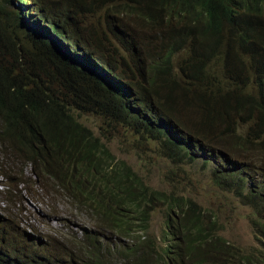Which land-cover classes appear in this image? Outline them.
I'll list each match as a JSON object with an SVG mask.
<instances>
[{"label": "trees", "instance_id": "16d2710c", "mask_svg": "<svg viewBox=\"0 0 264 264\" xmlns=\"http://www.w3.org/2000/svg\"><path fill=\"white\" fill-rule=\"evenodd\" d=\"M85 115L174 164L212 165L214 187L257 211V246L227 242L217 216L150 188ZM0 149L33 169L0 215V264H264V0H0ZM24 193L46 218L69 211L101 234H26L13 209ZM157 210L160 243L149 235Z\"/></svg>", "mask_w": 264, "mask_h": 264}, {"label": "rangeland", "instance_id": "374dc122", "mask_svg": "<svg viewBox=\"0 0 264 264\" xmlns=\"http://www.w3.org/2000/svg\"><path fill=\"white\" fill-rule=\"evenodd\" d=\"M31 7L32 3L30 2L25 5H14V8L21 13L28 11ZM12 10L14 9L9 4L4 12L9 14ZM31 13L32 17H35L34 13ZM102 18L103 13H101V20ZM124 23L144 41L149 39L148 34L142 31V24L138 19L125 17ZM152 46L153 42L149 43V47ZM80 121L98 138L100 143L107 147L115 161L127 163L150 188L191 199L197 208L201 207L217 216L222 225L219 235L227 242L246 250L257 246L258 234L255 230L258 228L253 227L257 211L255 208L251 209L239 203L233 192L222 191L214 187L209 178L212 165L205 167L201 160L192 165L174 164L162 156L156 143L143 141L140 136L125 127H114L107 120L87 115L81 116ZM204 157L208 159L205 153ZM0 170H3L7 177L14 178V181L10 183L7 178L0 176V212L2 213L0 215L3 216L7 215L3 209H11L5 201H8L9 204L14 201L18 203V192L22 188L21 181L33 174V169L30 163L18 156L14 158L8 153L3 156L0 149ZM20 176L23 178L21 179ZM19 179L21 180L18 181ZM30 192L38 193L36 188L31 189ZM23 196L25 204L21 203L20 206L13 204V209L15 212L21 213V216L16 215V219L25 224L24 226L22 224L21 228L26 234H33L32 228L29 226L35 227L39 231V235L46 231L55 233V229L60 228L63 233L69 234L80 235L84 231L88 235L99 236L101 234V230H97L94 222L85 218L77 223L74 222L69 217L71 216L69 211L64 212L63 217L46 218L43 206L33 196L25 193ZM18 209L20 210L18 211ZM261 210L263 212L257 222H260L261 219L264 222V207ZM164 229L165 214L162 210H157L150 221L149 235L160 243Z\"/></svg>", "mask_w": 264, "mask_h": 264}]
</instances>
